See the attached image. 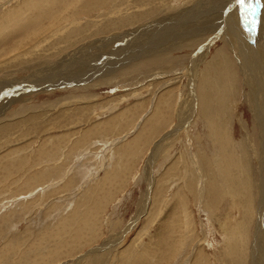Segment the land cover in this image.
Segmentation results:
<instances>
[{"label": "rangeland", "instance_id": "1", "mask_svg": "<svg viewBox=\"0 0 264 264\" xmlns=\"http://www.w3.org/2000/svg\"><path fill=\"white\" fill-rule=\"evenodd\" d=\"M46 1L0 0V59L8 57L9 49L14 47L11 54L34 41L32 36L46 26L44 36L54 27L55 34L63 35L75 20L78 4L86 0ZM256 1L250 0L247 12L242 9L245 37L253 45L264 40V16L257 23L251 17ZM202 2L171 0L168 13L166 8L162 13H180ZM105 8L99 5L96 13L80 20L98 24L96 31H102L109 26L103 17L112 14ZM121 12V19L105 29L108 34L139 14L145 15V23L156 19L150 9L131 16L129 7L122 6ZM32 18L39 23L30 22ZM137 25L122 31H135ZM223 32L210 30L184 47L172 48L167 41L171 51L153 56L149 51L139 55L140 47L124 50L121 58L132 60L86 79L84 86L59 89L49 79L48 86L28 94L30 83L0 93L9 100L14 95L25 99L6 109L0 106L5 112H0V126L6 124L0 127V264H263L256 256L264 238L258 203L264 192V112L259 119L245 82L246 66L255 65L243 59L240 45L229 46L228 31ZM94 39L71 49L99 46ZM125 44L126 39L118 47ZM202 47L207 53L193 65ZM252 56L247 50L246 57ZM62 57L46 65L32 59L14 63V71L4 73L6 82L16 78L20 83L35 71H51ZM92 64L94 69L103 67ZM39 78L34 80L43 83ZM189 100L195 107L188 123L184 115L190 107L180 114ZM260 101L264 110V98ZM37 121L42 128L33 130ZM225 143V149L220 147ZM247 208L253 216L246 214Z\"/></svg>", "mask_w": 264, "mask_h": 264}, {"label": "bare ground", "instance_id": "2", "mask_svg": "<svg viewBox=\"0 0 264 264\" xmlns=\"http://www.w3.org/2000/svg\"><path fill=\"white\" fill-rule=\"evenodd\" d=\"M29 1V0H28ZM46 1V0H45ZM48 1V0H47ZM46 1V2H47ZM53 1V0H52ZM74 1V0H73ZM85 1V0H84ZM152 1V2H151ZM86 0L85 3L83 4H78V8L75 10V15H73V18H75V20L72 19V23L71 25L68 27H65L64 29L65 32L64 34L61 36L57 35L54 33V28L52 29V32L50 33V35H45L46 30H47V26L45 28H43L42 30H40L39 33L35 34L34 36H32L33 38H31V42L26 43L24 46H22V48H18V50L16 52L12 51L13 53V59L11 61H7L8 57L11 52L12 49L8 50V57H6L5 59H0V87L4 88H0V93H7L10 92L11 89H13L14 87H17L18 85H24L27 83H30V88H28V90H26L25 93H27L28 91H32L34 92L36 88H41L44 86H48V81L49 79H51L50 81L53 82L55 85L59 87V89L62 88H69L70 85L69 84H73L74 87L80 86V85H85L86 83L83 81H86V79H92L91 77H95L96 75H100V73L104 74L107 73L108 70L111 66H115L116 67H120L124 62L127 63L129 60H132L133 58H128V59H122L121 58V53L124 52V50H128L133 48H137L140 47L137 51L139 53V55H143V53L149 51V53H147L148 55H152L155 54H159L161 52H166L170 49H172L173 47H184V45H189V42L191 41H197L196 39L199 37H204L206 34L210 33V30H214V32H216V34L222 33L223 31L226 33L228 31V33L226 34L227 36V41L228 44H230L229 46H232L234 48H238L233 46L234 44H236L237 46L240 45L241 48V56L243 57V59H247L251 65L254 64L255 67L254 68H250L249 66H246L247 70H244V76L246 75V81L249 85V87L252 90V95L255 101V105H256V109H257V116L259 117V119H262V115L264 110L263 107L261 105V97L264 98V49H258L259 47H264L263 44L264 40H262V42H257L256 45H253L247 41L246 36V28H245V21L244 18L242 17L243 15V11L242 8L239 6V4H237L236 6H234L233 2L232 4L230 3V1H234V0H222L221 3L218 4L219 0H203V2L201 4H194L191 8L189 9H182L183 11H181L180 13H176V14H168V15H164L168 13V8L170 5V1L171 0ZM174 1V0H172ZM194 0H187V2H193ZM254 1V0H253ZM27 2V1H26ZM38 2V1H37ZM54 2V1H53ZM56 2V0H55ZM24 3V2H23ZM31 3V2H30ZM40 2H38L39 4ZM59 3V2H58ZM56 2V4H58ZM223 3L222 6V10L219 11L218 13H215L216 9L218 8V6L220 4ZM253 3V2H252ZM251 3V5H252ZM27 4V3H25ZM33 4V3H32ZM44 4V3H43ZM46 4V3H45ZM62 4V3H61ZM64 4V3H63ZM62 4V6H63ZM236 4V3H235ZM28 5V4H27ZM37 5V4H36ZM48 5V4H47ZM52 5V4H51ZM102 5L105 6V10L104 11H112V14H107L103 17L104 21L106 24H104V26H107V24H109V26H107L106 28H104L101 32H97L96 28L94 27V24L92 23V25L90 24V22L87 21H81L80 18L82 17H89L92 14L96 13V8L97 6ZM187 5V4H186ZM185 5V7H186ZM30 6V5H29ZM28 6V7H29ZM33 6V5H32ZM43 6V5H42ZM59 6V5H58ZM66 6V5H65ZM122 6H126L129 7V10L131 12V16L135 15V12H144L150 9V13L149 15L156 16L155 21H151L149 23H145L143 20L145 17L144 14H139L138 17L134 19H131L128 22H124L120 25H117L118 30L114 31L111 34H108L107 31H105V29L110 27V24L115 22L117 23L120 19L121 16L123 15L121 12V8ZM35 7V6H34ZM41 7V5H40ZM47 9H49V7L44 6ZM51 7V6H50ZM68 7V6H67ZM233 7V8H232ZM27 8V7H25ZM30 8V7H29ZM33 8V7H32ZM31 8V10H32ZM36 8V7H35ZM61 8V7H60ZM101 8V7H100ZM163 8H166V11H164V14L162 13ZM253 8V6H252ZM252 8H250L252 10ZM20 9V8H19ZM37 11L38 8L37 6ZM45 9V8H42ZM41 9V10H42ZM51 9V8H50ZM65 9V8H64ZM67 9V8H66ZM16 10V9H15ZM29 10V9H28ZM99 10V9H98ZM102 10V9H101ZM100 10V11H101ZM126 10V9H125ZM13 11V10H12ZM19 11V10H18ZM36 11V10H35ZM34 11V12H35ZM43 11V10H42ZM56 10H54L55 12ZM57 11H58V7H57ZM250 11V10H249ZM254 12V16L252 15L251 17L254 18V23L258 21L259 17H263L264 16V0H258V2L256 1V3L254 4V9L252 10ZM14 12V11H13ZM29 14H32V11H29ZM44 12V11H43ZM54 12H52L51 9V13L54 14ZM98 12V11H97ZM17 13V12H16ZM19 13V12H18ZM21 13V12H20ZM58 13V12H57ZM60 13V12H59ZM103 13V12H102ZM125 13V12H124ZM251 13V12H249ZM14 14V13H13ZM24 15V13H21ZM52 14V15H53ZM73 14V13H72ZM101 14V13H100ZM122 14V15H121ZM19 15V14H18ZM15 16L16 18L18 17ZM3 16V15H2ZM21 16V15H20ZM19 16V17H20ZM26 16V15H25ZM29 16V15H28ZM56 16V15H55ZM54 16V17H55ZM157 16H161V17H157ZM259 16V17H258ZM10 17V15L8 16ZM18 17V19H19ZM27 17V16H26ZM36 17V16H35ZM72 17V16H70ZM125 17H129V16H125ZM247 17V16H246ZM245 17V19H246ZM3 18V17H2ZM22 18V17H21ZM20 18V19H21ZM28 18V17H27ZM26 18V19H27ZM37 18V17H36ZM250 18V17H249ZM10 19V18H9ZM39 19V18H38ZM37 19V20H38ZM248 19V18H247ZM17 20V19H16ZM35 19L32 18L31 21H37ZM53 20V19H52ZM159 20H162L160 22H158ZM28 21V20H27ZM68 21V19H67ZM247 21V20H246ZM16 23V21H14ZM13 22V23H14ZM38 22V21H37ZM64 22V21H63ZM66 22V21H65ZM250 24L253 25V22L251 20H249ZM12 23V25H13ZM29 23V22H28ZM39 23V22H38ZM95 23V22H94ZM102 23V24H103ZM11 24V23H10ZM46 24V23H45ZM44 24V25H45ZM133 24H138L140 25L138 29H135V31H131L129 33H125L124 31H122V29H126L129 26L133 25ZM8 25V24H7ZM31 24L26 23V26H28L30 28ZM48 25V23H47ZM62 25V24H61ZM98 25V24H97ZM96 25V26H97ZM137 25V26H138ZM218 25V26H217ZM15 26V25H14ZM35 26V24H34ZM32 25V27H34ZM37 26V24H36ZM35 26V27H36ZM39 26V25H38ZM37 26V27H38ZM50 26V22L49 25ZM60 26V25H57ZM56 26V27H57ZM221 26V27H219ZM250 26V25H249ZM31 27V28H32ZM98 27V26H97ZM24 28V27H23ZM23 28H21L22 30H24ZM130 28V27H129ZM217 28V29H216ZM27 29V28H26ZM56 29H60V28H56ZM133 29V28H132ZM142 29V30H141ZM30 30H34V28L30 29ZM128 30V29H127ZM141 30V31H140ZM250 30V29H249ZM1 31V30H0ZM5 31V30H4ZM21 30H19L20 32ZM129 31V30H128ZM138 31H140L138 34H136ZM8 32V31H7ZM18 32V35H19ZM23 32V31H22ZM30 32V31H29ZM223 32V33H224ZM3 33V30H2ZM6 33V32H5ZM31 33V32H30ZM124 33V34H122ZM26 34V32H25ZM17 34H14V36ZM29 35V34H28ZM103 35H107V36H103ZM152 35V36H151ZM3 36V35H2ZM13 36V37H14ZM144 36V37H143ZM1 37V36H0ZM16 37V36H15ZM14 37V38H15ZM5 38V37H4ZM3 38V39H4ZM89 38H95L94 40L96 41H88V42H93L95 44H98L99 46H93L91 44L86 46V45H81L77 50L75 49H71L73 47H75L76 45H78L80 42L82 41H86ZM183 38H187L185 40H182ZM30 39V38H29ZM124 39H126V44L123 47H118L119 43H121ZM204 39V38H203ZM260 39V38H259ZM18 40V39H17ZM2 41V40H1ZM5 41V40H3ZM21 41V40H19ZM18 41V43H19ZM24 41V40H22ZM167 41L169 42V44L171 45V47L168 45ZM172 43H171V42ZM118 43V44H117ZM199 42H193V44H198ZM249 43V45L247 44ZM2 44V43H1ZM21 44V43H20ZM30 44V45H29ZM93 46V47H92ZM19 47V46H17ZM258 47V48H257ZM71 49V50H70ZM96 49H98L99 51H97ZM243 49V50H242ZM256 49V52L254 53V50ZM94 51H97L96 53H92ZM235 50V49H234ZM249 50L251 52H253V56L251 58H247L246 57V51ZM6 51V50H5ZM143 51V52H142ZM171 51V50H170ZM130 52V51H129ZM7 53V52H5ZM136 53V54H138ZM200 53V52H199ZM207 53V50H204L203 47L201 49V53L198 54V57L195 58V63L193 65L196 64H200L201 60L203 58V56ZM61 54L63 57L56 63H53L52 65L54 66V69L48 72L42 71V73L40 74V71H35L30 78H27L26 81H22L20 83H16L15 80H17L16 78L12 79L9 78L8 81L6 82V75H4V73H11L14 71L13 67H14V63H18L21 62L24 59H32L33 64L36 63V61H42V65H46L48 64V62H50L49 60L54 57H58V55ZM126 54V53H125ZM135 54V55H136ZM134 55V54H133ZM124 56V55H123ZM137 56V55H136ZM250 56V55H249ZM134 57V56H133ZM216 60V59H215ZM96 62V63H102L103 67L102 68H93V64L92 62ZM203 61V60H202ZM61 62V63H60ZM30 63V62H29ZM59 63V64H58ZM37 64V63H36ZM101 64V65H102ZM217 64V63H216ZM100 65V66H101ZM117 65V66H116ZM120 65V66H119ZM215 65V64H214ZM249 65V64H248ZM26 66V65H25ZM27 66H31V63L28 64ZM67 66H69V68L67 69V72H65L63 69H65ZM197 67V66H195ZM193 67V68H195ZM114 68V69H115ZM192 68V69H193ZM220 69V68H219ZM218 69V71H219ZM223 69V68H222ZM19 72V71H18ZM55 72V73H52ZM220 72V71H219ZM5 73V74H6ZM52 73V74H51ZM101 74V75H102ZM28 75V74H27ZM193 75V74H192ZM40 77V80H43L44 82L42 83V81L38 82V79L34 80L35 78ZM53 76H59L56 78H53ZM195 79V78H194ZM49 81V82H50ZM81 82V83H77V82ZM67 82V83H65ZM69 82V83H68ZM197 82V80H196ZM64 83V85H62ZM51 85V84H50ZM53 86V87H54ZM195 84H192V88L194 89ZM44 89V88H43ZM48 89V88H47ZM260 89V93L258 92ZM54 90V89H53ZM221 90V89H220ZM31 93V92H29ZM28 94V93H27ZM1 96V95H0ZM224 96V95H223ZM12 97L11 100H9V96H1L0 97V106H2L3 108H5L4 106L9 105V104H16L18 102H22L24 95H19L16 97V95L14 96H10ZM193 97V96H192ZM6 98V99H5ZM194 99V103H195V97ZM9 101V102H8ZM227 101V100H225ZM189 104L191 103V101H187ZM264 102V101H263ZM185 103L183 108H181V115L183 114V111L185 108H187L188 106L190 107L189 109V113L188 115H184L185 119L188 118V123H189V119L191 118L192 115V111H193V105L192 104H188ZM193 103V104H194ZM251 104V103H250ZM67 105V104H66ZM7 108V107H6ZM5 108V109H6ZM2 110V109H1ZM0 110V112H1ZM205 110V109H204ZM5 111V110H4ZM5 112H1V114H3ZM48 113V112H47ZM25 114V113H24ZM64 114V113H63ZM62 114V115H63ZM209 113H207L208 115ZM215 114V113H214ZM42 115V114H41ZM49 115V114H48ZM61 115V117H62ZM211 115V114H210ZM209 115V116H210ZM1 116V115H0ZM64 116V115H63ZM213 116V115H212ZM42 117V116H41ZM216 118V117H215ZM52 119V118H51ZM255 119V118H254ZM24 120V119H23ZM21 120V121H23ZM26 120V118H25ZM28 120V119H27ZM74 120V119H71ZM257 120V119H256ZM56 121V120H55ZM184 121V120H183ZM263 121V120H262ZM11 122V121H10ZM19 122V121H18ZM24 122V121H23ZM27 122V121H26ZM29 122V121H28ZM186 122V121H185ZM211 122V121H210ZM216 122V121H214ZM258 122V121H257ZM22 123V122H21ZM226 123V122H225ZM16 124V123H15ZM14 124V125H15ZM27 124V123H26ZM23 123V125H26ZM48 124V123H47ZM53 124V123H52ZM259 123H257L258 125ZM263 124V122L261 123ZM13 125V123L11 124ZM264 125V124H263ZM262 125V126H263ZM6 126V124H5ZM5 126H0V127H5ZM9 126V124H8ZM20 126H22V124H20ZM19 126V127H20ZM41 126L40 121H37L35 127L33 130L39 128ZM16 127V125H15ZM46 127V126H45ZM51 127V126H50ZM225 127V126H224ZM10 128V127H9ZM8 128V129H9ZM12 128V127H11ZM42 128V127H40ZM17 129V127H16ZM44 129V127H43ZM179 129V128H178ZM3 129H1V132ZM7 131V129H4ZM47 130V129H46ZM50 130V129H49ZM73 130V129H72ZM10 131V130H9ZM13 131V130H12ZM39 131V130H38ZM45 131V129L43 130ZM5 132V131H4ZM8 132H6L7 134ZM10 133V132H9ZM37 133V132H35ZM41 133V132H39ZM263 133V132H262ZM2 134V133H1ZM89 134V133H88ZM36 135V134H35ZM38 136V133H37ZM262 136V135H261ZM260 136V137H261ZM264 137V135H263ZM24 138V137H22ZM86 138V137H85ZM87 139V138H86ZM220 140V139H219ZM261 141V140H260ZM53 142V141H51ZM228 143L225 144H220V147H222L223 149H225L227 147ZM46 148V147H45ZM43 148V150L45 149ZM233 148V147H232ZM249 148V147H248ZM248 150V149H247ZM264 152V151H263ZM217 158V157H215ZM204 160V159H203ZM250 160V159H249ZM264 160V159H263ZM83 161V160H82ZM236 161V160H234ZM235 163V162H233ZM231 167V166H230ZM226 168V167H224ZM233 169V168H232ZM231 169V170H232ZM232 171H235L232 170ZM263 172V171H262ZM236 173V172H233ZM240 173V172H239ZM224 174V173H223ZM246 176V174H244ZM235 176V175H234ZM242 177V176H241ZM252 177V176H251ZM245 177H242V179H244ZM223 179V178H222ZM221 179V180H222ZM264 179V177H263ZM226 181V180H225ZM228 181V180H227ZM241 181V180H240ZM248 181V179H247ZM245 182V179H244ZM237 183V182H236ZM238 184V183H237ZM209 185V184H208ZM222 185V184H221ZM215 186V185H214ZM214 186H211V188L213 187V189H215ZM237 186V185H236ZM239 186V185H238ZM237 186V187H238ZM246 186V185H245ZM249 186V185H248ZM243 187V186H242ZM248 188V187H247ZM246 188V190H247ZM260 188V187H259ZM208 189V188H207ZM226 189V187H225ZM199 190V189H198ZM206 190V189H205ZM211 190V189H210ZM229 190V189H228ZM204 192V190L202 191ZM222 192V191H221ZM249 192V191H248ZM247 192V193H248ZM206 193V191H205ZM231 193V192H230ZM236 193V192H235ZM246 193V192H245ZM199 194V193H198ZM200 195L202 196V194L200 193ZM205 195V194H204ZM236 195V194H235ZM249 195V194H248ZM230 196V195H229ZM244 196V195H243ZM200 197V196H199ZM249 197V196H248ZM201 198V197H200ZM204 197H202L203 199ZM232 198V197H231ZM245 198H246V194H245ZM252 198V197H251ZM201 199V200H202ZM229 199V197H228ZM233 199V198H232ZM235 199V198H234ZM204 200V199H203ZM226 200V199H225ZM230 200V199H229ZM237 200V199H236ZM235 200V201H236ZM246 200H250L246 198ZM227 201V200H226ZM252 201V200H251ZM256 201V200H255ZM234 202V201H233ZM232 202V203H233ZM250 202V201H247ZM228 203V201H227ZM236 203V202H235ZM243 203V202H242ZM246 202H244L245 204ZM255 203V202H254ZM259 204H261V210H260V214L262 216H264V192L261 195V198L259 199ZM222 205V203H220ZM226 204V203H225ZM234 204V203H233ZM238 204V202H237ZM248 204V203H247ZM251 204V203H250ZM248 204V206L250 205ZM228 205H230L228 203ZM235 205V204H234ZM146 206V205H145ZM223 206V205H222ZM227 206V205H226ZM239 206H241L239 204ZM243 206V205H242ZM202 207H203V203H202ZM228 207V206H227ZM244 207V206H243ZM251 207V206H250ZM208 208V207H207ZM245 208V207H244ZM209 209V208H208ZM211 209V208H210ZM236 209V208H235ZM248 210L246 211V214L248 216H251V212H250V208H247ZM220 210V209H219ZM244 210V209H243ZM246 210V209H245ZM244 210V211H245ZM209 211V210H207ZM210 212H214L211 211ZM211 213V215H212ZM216 214V212H214ZM213 213V214H214ZM233 213V212H232ZM254 213V212H253ZM210 214V213H209ZM214 214V215H215ZM173 216V215H172ZM213 216V215H212ZM211 216V217H212ZM253 216V214H252ZM209 217V218H211ZM249 218H247L248 220ZM264 220V219H263ZM227 221V220H226ZM229 221V220H228ZM230 222V221H229ZM211 224V223H210ZM227 225V223H226ZM229 225V224H228ZM262 225V224H261ZM186 226V225H185ZM232 227V226H231ZM251 227V226H250ZM228 228V227H227ZM248 228V227H247ZM249 229V228H248ZM126 230V229H125ZM234 230V229H233ZM263 230V229H262ZM261 229H259V239L261 238V236L263 235V232ZM258 238V237H257ZM233 239V238H232ZM231 239V240H232ZM260 243L263 245L262 250L259 252L260 254L257 253V260L259 261V263H261V261L263 260V264H264V238L259 240ZM258 241V244L260 245ZM233 245V244H232ZM231 245V246H232ZM249 246V245H248ZM195 247V246H194ZM195 249V248H194ZM237 249V248H236ZM256 249V248H255ZM198 250V249H197ZM247 253V252H246ZM204 256V255H203ZM204 259V258H203ZM75 264V263H74ZM204 264V263H203ZM207 264V263H205Z\"/></svg>", "mask_w": 264, "mask_h": 264}, {"label": "snow or ice", "instance_id": "3", "mask_svg": "<svg viewBox=\"0 0 264 264\" xmlns=\"http://www.w3.org/2000/svg\"><path fill=\"white\" fill-rule=\"evenodd\" d=\"M237 3L244 9L245 12L248 11V6L250 4V0H237Z\"/></svg>", "mask_w": 264, "mask_h": 264}]
</instances>
